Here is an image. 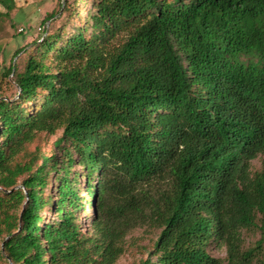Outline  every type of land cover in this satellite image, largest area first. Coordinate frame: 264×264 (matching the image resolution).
Segmentation results:
<instances>
[{"label":"trees","instance_id":"1","mask_svg":"<svg viewBox=\"0 0 264 264\" xmlns=\"http://www.w3.org/2000/svg\"><path fill=\"white\" fill-rule=\"evenodd\" d=\"M86 1L5 70L0 264H115L136 230L139 264H264V0Z\"/></svg>","mask_w":264,"mask_h":264},{"label":"rangeland","instance_id":"2","mask_svg":"<svg viewBox=\"0 0 264 264\" xmlns=\"http://www.w3.org/2000/svg\"><path fill=\"white\" fill-rule=\"evenodd\" d=\"M15 9L10 13L9 18L0 16V94L7 98H14L17 95V89L12 84V77H5V70L10 65L20 67L23 63L22 56L14 58L17 50L27 47L35 42L40 43L41 39L48 33L54 32L65 21V13L63 7L72 0H13ZM81 14L87 8H91V0L81 4ZM6 10L0 5V15H4ZM51 13H58V15L51 21L44 24L47 15ZM64 13V14H63ZM63 15V16H62ZM62 16V18H61ZM61 18V19H60ZM34 47L28 48V50ZM23 55V54H22ZM21 58V59H20ZM55 138H52L48 145L47 152L50 154L51 144ZM1 143V138H0ZM264 164V155H260L252 162V173L261 171ZM78 169V167H76ZM96 176V175H94ZM81 195L86 200L91 202L94 209L86 206L84 211L80 213L81 229L86 233L91 230L90 217L97 209L96 203L89 195V190L92 186H97V178H94L90 183L85 178H80ZM57 183L53 176L48 179V186L45 188V194L50 195L53 200H56ZM42 216L52 221L56 215L49 207H46ZM153 235H149L144 230H136L128 235L125 240L126 251L123 256L115 264H139L146 260L149 256L148 248L151 247V240ZM244 248L245 250L255 247L260 239V233L257 229L243 231ZM2 242L0 241V247ZM211 254L218 259L226 257V249L223 247L214 249Z\"/></svg>","mask_w":264,"mask_h":264}]
</instances>
